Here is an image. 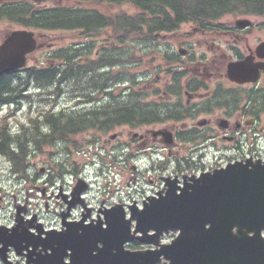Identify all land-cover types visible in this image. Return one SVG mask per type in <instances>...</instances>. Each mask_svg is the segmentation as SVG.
<instances>
[{
    "label": "flooded vegetation",
    "instance_id": "af4514ba",
    "mask_svg": "<svg viewBox=\"0 0 264 264\" xmlns=\"http://www.w3.org/2000/svg\"><path fill=\"white\" fill-rule=\"evenodd\" d=\"M258 16L250 15L249 18L258 20ZM180 28L186 33L182 32L179 40L173 32L161 36L163 41L168 36V46L160 48L161 52H166L167 61L160 68L162 73L156 75L151 84L162 98L161 113L172 115V112L174 115L169 119L144 123L139 127L140 131L127 128L128 140L119 143L124 149L125 186L100 188L92 185L86 176L84 178L90 186L84 195L71 196L72 200L68 201L67 194L71 189L66 186L77 177L74 173H80L78 166L60 169L50 165L33 167L32 175L23 188L29 215L35 217L28 226L32 224L34 227L38 222L46 223L52 219L56 221L55 227L59 228L58 220L72 201H77V205L71 208L68 220L93 222L104 218L116 204L142 205L149 198H162L167 193L166 182L172 179L176 183L170 182L169 186H179L184 180L189 181L188 174L201 173L231 160L264 159V70L258 67L256 79L246 82L233 81L226 75L231 61L249 57L253 66L264 62V56L258 52L259 44L264 41V21H253L246 27L226 21L183 23ZM172 37L175 40H169ZM190 40L206 46V51L201 55L193 53ZM175 45L176 51L172 49ZM180 47L186 50L183 55L179 53ZM144 75V79L150 81V72ZM172 98L176 101L169 103ZM175 116L195 118L180 120ZM196 118H204V123L200 124ZM161 129L171 131L173 140L171 136L156 133ZM105 144L103 140V146ZM115 147L112 145L107 151V158ZM194 155L200 160L210 156L218 161L199 167L197 164L201 162H193ZM152 158L157 160L153 163ZM176 191L180 192L179 187ZM142 246L138 240L127 243L131 249ZM1 252L7 255L11 264H35L36 255H29L27 249L17 253L16 249L10 246L4 249L1 245L0 264H5Z\"/></svg>",
    "mask_w": 264,
    "mask_h": 264
},
{
    "label": "trees",
    "instance_id": "16d2710c",
    "mask_svg": "<svg viewBox=\"0 0 264 264\" xmlns=\"http://www.w3.org/2000/svg\"><path fill=\"white\" fill-rule=\"evenodd\" d=\"M66 1L65 5L45 8H37L29 2H12L0 7V19L42 30L72 31V37L77 41L54 51L53 62L44 60L37 65L2 74L0 108L26 98L31 105V87L41 94L51 95L45 98L53 101L70 89L72 95L83 101L95 103L101 99L102 103L83 111L41 109L46 112L40 116L44 118L43 123L37 121L38 117L28 114L30 127H22L23 131L17 133L18 136L8 130L7 116H4L0 120V152L14 163L18 171H23L26 166L29 140L34 141L38 148L45 144L54 145L55 141L81 147L83 141L77 138L78 134H90L91 139L96 140L118 126L138 127L161 117L159 107L146 103L147 93L134 88L136 73L131 72L130 77L125 74L127 70L141 67L147 57L151 61L157 59L159 52L154 46L148 51L143 47L149 40L154 41L155 33L176 30L181 23L217 22L225 14L264 15V0ZM125 4L135 10L127 12ZM106 27L111 28L110 34L103 30ZM102 34L107 36L104 41L110 35L116 44L113 49L103 45L99 56H92L97 45L94 39ZM109 67H115L114 75L107 71ZM112 76L114 87L109 90L107 84ZM39 123L48 127L47 140L43 141L39 135Z\"/></svg>",
    "mask_w": 264,
    "mask_h": 264
},
{
    "label": "water",
    "instance_id": "95a60500",
    "mask_svg": "<svg viewBox=\"0 0 264 264\" xmlns=\"http://www.w3.org/2000/svg\"><path fill=\"white\" fill-rule=\"evenodd\" d=\"M249 23L248 19L236 20L241 26ZM39 46L33 31L10 32L0 44V74L24 67L26 55ZM262 48L264 42L258 46V52L264 56ZM249 61L246 57L229 63V78L239 82L255 79L258 67L264 69V62L253 66L251 61L248 65ZM163 134L170 136L169 132ZM80 185L81 180L75 188ZM181 189L173 205L163 201L160 211L149 206L137 221L135 231L143 232L138 238L159 245L156 249L126 250L124 242L130 236L118 239L112 235L118 229L113 227V223L118 224V218L107 220L106 229L48 230L45 238L31 239L19 207L15 227L0 226V243L4 249L9 245L17 249L29 246L51 249L50 253L38 254L37 264H264L263 159L229 162L201 173ZM63 224L68 225L64 221ZM150 229L156 232L147 236L145 233ZM170 230H179V234L171 242L159 244L160 235ZM98 242L102 243L101 247L97 246ZM66 255L69 262L63 259Z\"/></svg>",
    "mask_w": 264,
    "mask_h": 264
},
{
    "label": "rangeland",
    "instance_id": "374dc122",
    "mask_svg": "<svg viewBox=\"0 0 264 264\" xmlns=\"http://www.w3.org/2000/svg\"><path fill=\"white\" fill-rule=\"evenodd\" d=\"M10 2V1H19V0H4V2ZM20 1H29L31 3H34V5L38 8L41 7H52L56 5H65L67 4L66 0H41L40 2H37L36 0H20ZM124 9L127 12H131L135 10L132 8L130 5L126 4L124 5ZM238 18L237 15H232V14H226L222 18L223 21L226 22H234L235 19ZM252 21H257V22H262L264 21V18L260 17L258 20L251 18ZM15 26L10 25L9 23L5 21H0V40L3 37L4 34H6L8 31L14 29ZM105 32L109 33V30H104ZM36 34H41L39 35L40 42H43V47L37 50L29 59L28 64H39L40 61L44 60H49L50 62H53L54 59H52V53L53 51H57L65 46L70 45L71 43H76L77 41L72 37L73 32L72 31H66V30H52V31H41V30H35ZM261 37L263 36L262 34L260 35ZM107 39L106 34L101 35L99 38H95L94 40L95 43L98 45L102 44V39ZM164 42L166 46H168L169 42L168 39H165ZM109 42V43H108ZM108 42H104L103 44L109 45L110 43L112 44V39H108ZM194 43V44H193ZM189 44L192 45L191 51L195 53L196 55H201L204 51H206V46H203L195 40H190ZM96 46L93 48V53L95 54L96 51ZM111 46V45H110ZM161 45L160 47H162ZM144 47V45H143ZM182 47H185L184 45ZM106 48V47H105ZM173 50H177V46L172 47ZM185 49V48H184ZM146 50V49H145ZM92 53V56L94 54ZM161 63L157 61L156 63H148L144 64L141 67L138 68H133L131 70H127L128 72L125 73L126 76L130 77L132 73L135 74V81L137 82L134 88L140 90H145L148 91L150 89L152 82L154 83V78L155 76L161 74V70H159ZM115 68V67H114ZM114 68L112 69L113 75H114ZM165 70V69H164ZM132 72V73H131ZM145 72H150L151 77L149 78L150 81H148L145 85L144 82L141 81V77L145 74ZM114 82L115 79L113 76L109 80L107 86L109 87V90H112V87H114ZM129 85V84H128ZM111 88V89H110ZM148 90H147V89ZM68 89L66 94H60L57 97L56 105L55 108L56 110H59L60 108H66V109H79L81 108H88L91 107V105H85L84 103H79L77 101V98L72 95V92L69 91ZM29 92L31 93V109L32 112H36V109L38 107V104H46V106H52L55 101H53L52 98H45V97H50L51 95H44L39 93L40 91L38 89H34L31 87L29 89ZM147 97L145 101H151L153 103H163L162 98H160L159 94H153L152 91H148ZM186 99V96L183 97V100ZM175 99L172 98L169 102L174 103ZM101 100H99V105H101ZM97 104V102H96ZM18 111H13L14 115L8 117V123L13 127L16 128L18 121L16 119H23L24 115L26 113V110L30 107V103L28 102V99H24L19 104ZM16 106V105H15ZM15 106H10L8 108H14ZM96 106V105H93ZM9 112L7 108H5V112ZM2 114H0V119H1ZM134 130V129H133ZM137 131H140L141 129H135ZM113 133H117V137L115 139H110V135ZM128 135V130L127 127L125 126H120L118 128H114L110 132H108L105 136H102V139L106 141V144L104 146L103 142L100 141L98 144L92 148L91 143H89L87 146H85V150L83 152L77 153L75 152V149L70 153V155H66L65 151H62V148L64 149L65 147L60 143L58 145H51V146H44L42 151H38V153L35 154V156L31 157V164L32 167H40V166H46L51 163H59L61 160L65 159V163L70 164L72 161L77 160L79 164H83L86 162H89L92 160V155H94V150L95 147L101 149L104 153L107 150H110L112 145L118 146L120 145L119 143L125 142V140H128L126 138ZM83 137L86 139H90V134H83ZM119 147V146H118ZM122 148V147H121ZM175 149H177L175 147ZM121 150V149H120ZM60 151V152H59ZM124 151V149H123ZM46 152V153H45ZM67 156H71L70 158ZM122 156V155H120ZM123 156L119 157L117 159V166L109 168V165L104 168V170H101L99 168V164L97 166L90 165V167H87L86 171L88 174L91 175V178L93 179L94 185L98 187H104L105 189L109 188H116L118 186L119 188H123L126 183L127 179V174L125 173V170L123 169V166L125 162L123 161ZM110 159V158H109ZM109 159H107L109 161ZM198 161V157L194 155V160L193 161ZM203 162L205 163L206 166H209L211 164H214L215 162L218 161L214 160L213 158L209 157H204ZM222 161V160H220ZM109 164V163H108ZM10 168L13 169V164L7 160L3 155L0 154V222H8L13 216H14V207L17 204V202L22 203V191H23V186H22V181L19 179H15L17 177V174H14L13 172L10 171ZM117 180L116 182L113 180ZM16 195V198H13L12 196ZM50 221V220H49ZM50 224V223H49Z\"/></svg>",
    "mask_w": 264,
    "mask_h": 264
}]
</instances>
